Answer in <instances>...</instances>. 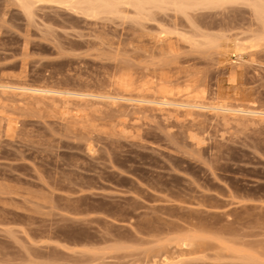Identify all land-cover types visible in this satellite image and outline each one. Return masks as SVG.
Here are the masks:
<instances>
[{
    "label": "rangeland",
    "instance_id": "rangeland-1",
    "mask_svg": "<svg viewBox=\"0 0 264 264\" xmlns=\"http://www.w3.org/2000/svg\"><path fill=\"white\" fill-rule=\"evenodd\" d=\"M12 1L0 84L123 99L0 88V264H264V16Z\"/></svg>",
    "mask_w": 264,
    "mask_h": 264
},
{
    "label": "bare ground",
    "instance_id": "bare-ground-1",
    "mask_svg": "<svg viewBox=\"0 0 264 264\" xmlns=\"http://www.w3.org/2000/svg\"><path fill=\"white\" fill-rule=\"evenodd\" d=\"M45 3H50V4L53 3V4H56L58 6H63V7L67 8L68 10H70L76 14H81L83 16L90 17V18H100V17H104V16L105 17L106 16H115V17L117 16L118 17L119 15L122 17L121 14H123V12L126 10V8H130V9L133 8L136 12H138L139 15H141L140 20L141 19L145 20V19H147L146 11H148L149 9L152 10V8H150V7H153V8L157 7L158 9L161 10V8L171 6L175 10H178V12L179 11L185 12L186 9L188 8L187 10H189L190 7L191 8L192 7L197 8L199 6H207V7L212 6L213 7V6H221V5L227 4V3H230V4H232V3H240V4L241 3H247L250 6H252L253 10L256 13L255 15H257V17L260 20L264 16V0H13L11 2V4L19 7L28 19H31L34 17V15H35L34 10L37 9L36 8L37 6H39V5L45 6L46 5ZM193 9H195V8H193ZM147 20H149V19H147ZM256 34L259 35V33H256ZM4 87H5V89H7V87L19 88L20 90H25L26 93L29 91V93H31V92L32 93H39L41 95H43L44 93H46V94H48V93L58 94V95L66 97V100L69 97H75V98L79 97V99L82 98V101H83V98L85 96H87L89 98H92V97L107 98V99H111L113 101L116 99H121V98L123 99V97H117L114 95L102 94V93L101 94L91 93V92L85 93V92L70 91V90L60 91V90L36 88V87H25V86L13 87L12 85L8 86V85L0 84V88L4 89ZM137 97H139V96H137ZM137 97L132 98V97L127 96L126 99L127 100H135V101L140 102V103H156V104H163V105L175 104V105H179V106H185V107L187 106L189 108L190 107H192V108L193 107L205 108V107L209 106V105L207 106L206 104L201 103L202 101L201 102L199 101L200 103H198V101L195 102V100H194V102H192L193 100H189V99H186V101H184V102L183 101L182 102L172 101L171 98L169 96H167L166 94L162 95L161 97H152V98H149L148 96H144V95H141L139 98H137ZM85 101H87V99ZM109 102H111V101H109ZM207 104H209V103H207ZM209 107H211V106H209ZM215 108H219V109L222 108L223 109V108H225V105L220 106V107L218 106ZM228 110H230V109H228ZM232 110H234V109H232ZM244 111H248V110L241 109L239 112H244ZM248 112H251V111H248ZM248 112H246V113H248ZM255 113L257 114V112H255ZM258 114L261 115L262 112H258Z\"/></svg>",
    "mask_w": 264,
    "mask_h": 264
}]
</instances>
